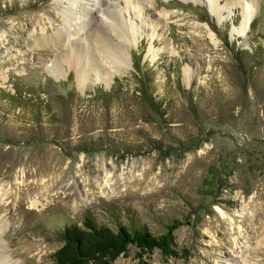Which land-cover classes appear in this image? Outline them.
Listing matches in <instances>:
<instances>
[{
	"label": "rangeland",
	"instance_id": "374dc122",
	"mask_svg": "<svg viewBox=\"0 0 264 264\" xmlns=\"http://www.w3.org/2000/svg\"><path fill=\"white\" fill-rule=\"evenodd\" d=\"M132 2L142 33L123 44L129 66L113 68L92 46L114 74L82 89L64 62L60 78L51 70L63 4L0 0L5 255L53 264L64 227L91 217L171 231L175 255L133 245L114 264H264V0L245 34L241 4L220 0L218 21L192 1Z\"/></svg>",
	"mask_w": 264,
	"mask_h": 264
},
{
	"label": "bare ground",
	"instance_id": "6f19581e",
	"mask_svg": "<svg viewBox=\"0 0 264 264\" xmlns=\"http://www.w3.org/2000/svg\"><path fill=\"white\" fill-rule=\"evenodd\" d=\"M57 1L63 4V22L55 31L56 38L53 46L58 48L59 52L56 53L55 63L51 66L53 76L60 78L64 75L63 68L58 66L59 62H64L68 68H72L76 72L78 85L82 89H87L95 82H104L109 85L114 73L108 68H102L103 65L98 59L99 56L95 54L92 46L98 48L95 49L98 50L103 62L108 60L113 68L126 69L130 64V52L127 49L128 47L122 49L123 44L128 46L137 43L142 33V29L136 25L139 19L136 15L134 17L130 13L132 9L139 12L138 8L135 5L133 6L132 0ZM184 1L206 5L218 21L224 19L222 16L224 9L219 6L220 0ZM256 3L254 0L251 2L247 0H226L227 7L238 4L243 7V18L236 33H246L254 16ZM161 13L163 18H167L169 15V12L166 11H161ZM141 22L143 24V21ZM149 25L152 27L153 35H158L157 30L161 29L159 27H163L161 21ZM187 72L189 74L190 68H187ZM86 79H88V82ZM217 209L222 216H226L223 209ZM5 227V223H0V264H11L14 261H11L10 257L5 255L3 245L2 232ZM248 245L246 243L245 247L247 248Z\"/></svg>",
	"mask_w": 264,
	"mask_h": 264
},
{
	"label": "trees",
	"instance_id": "16d2710c",
	"mask_svg": "<svg viewBox=\"0 0 264 264\" xmlns=\"http://www.w3.org/2000/svg\"><path fill=\"white\" fill-rule=\"evenodd\" d=\"M139 91L143 101L154 112H160L162 105L154 99L149 87L144 85ZM60 239L62 245L53 255V264H114L133 245L143 252L159 248L167 255L176 254L172 248L171 231L155 236L144 229L134 230L122 224L114 229L91 217H86L83 225L65 226Z\"/></svg>",
	"mask_w": 264,
	"mask_h": 264
}]
</instances>
